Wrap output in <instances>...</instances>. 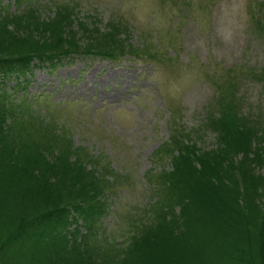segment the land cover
<instances>
[{
  "label": "rangeland",
  "instance_id": "374dc122",
  "mask_svg": "<svg viewBox=\"0 0 264 264\" xmlns=\"http://www.w3.org/2000/svg\"><path fill=\"white\" fill-rule=\"evenodd\" d=\"M26 1L17 14L30 6L37 15L0 26V35L25 31L31 47L61 44V37L62 45L76 44L84 51L119 23L123 32L118 39L131 46L117 59L72 57L53 69L38 67L8 81L9 87L25 88L15 97L7 91L15 103L29 100L34 116L65 128L71 148L85 150L82 157L100 164L88 169L105 189L104 205L100 211L92 198H80L85 221L75 232L73 252L84 248V256L106 264L104 259L130 250L145 227L163 221L156 219L166 210L157 193L168 182L157 174L172 170L171 156L161 158L178 131L189 133L198 147L213 149L216 133L205 128L209 112L230 115L228 122L236 129L235 114L264 124V35L256 26L264 23V0ZM18 122L14 126L13 119L7 121L14 129L25 123L24 117ZM251 142L248 151L236 153L235 167H227L228 158L221 168L234 173L236 187L244 179L260 176L261 182L264 177V135ZM75 156L71 153L70 160ZM34 158L23 159L37 162ZM47 158L43 161H55ZM10 169L23 173L16 165ZM43 175L54 181L53 172ZM4 176L10 183V176ZM230 179L217 186L230 185ZM6 184L0 179V186ZM67 185L72 190L82 186L55 181L59 190L66 191ZM178 210L174 208L175 215ZM233 246L238 255L242 247L246 251L242 242Z\"/></svg>",
  "mask_w": 264,
  "mask_h": 264
},
{
  "label": "trees",
  "instance_id": "16d2710c",
  "mask_svg": "<svg viewBox=\"0 0 264 264\" xmlns=\"http://www.w3.org/2000/svg\"><path fill=\"white\" fill-rule=\"evenodd\" d=\"M23 4L29 3L0 0V26L21 23L35 14V8L30 6L17 14ZM13 6L16 10L12 11ZM118 24L84 51L76 44L62 45L61 37V44L31 47L26 42L29 35H25V31L0 35V179L7 183L0 186V264L100 262L99 258L84 256V248L75 255L73 252L78 242L75 232L81 228V221H85L80 198H92L100 206V211L104 205L105 189L100 183L97 185L99 178L94 170L88 169L89 165L96 168L100 164L94 165L93 157L91 161L82 157L80 152L85 153V150L76 149L78 152H75L71 148L65 128L34 116L29 100L15 103L12 96L25 88L20 84L9 87L8 81L13 77H24L38 67L53 69L72 57L120 58L131 46L118 39L123 32ZM256 26L264 35V23L259 22ZM148 48L146 50L150 51ZM26 116L29 117L27 120ZM21 117L25 123L14 129L7 123L8 119H13L14 126L20 124ZM228 118L230 115L219 116V112L207 115L205 128L216 133L217 143L213 149L198 147L189 133L177 132L168 145L166 156L161 158L163 161L171 156L172 170L157 174L165 175V182H168L165 191L157 193L166 210L156 219L163 221L145 227L147 231L139 234L130 250L119 251L118 255L104 259L103 263L208 264L210 261L213 264H264V177L261 176V182L260 176L244 179L243 186L236 187L238 179L234 173L221 169L228 158L227 167L236 166L233 161L236 153L252 148L251 140L258 138L259 134L264 135V124L235 114L240 132L228 122ZM71 153L77 155L74 161L69 158ZM31 157L37 162L23 159ZM47 157L55 161L49 162ZM44 158L48 160L44 162ZM20 161L26 164H18ZM14 165L22 168L23 173L10 169ZM49 171L54 173V181L43 175ZM4 175L10 176L11 184ZM230 176V185L217 186ZM56 180L82 186L72 190L67 185L66 192L56 188ZM16 187L21 191L14 192ZM176 207L179 208L178 215L174 214ZM91 227L92 223L89 229ZM151 238L153 243L148 242ZM241 242L246 251L242 247L243 253L238 255L233 244Z\"/></svg>",
  "mask_w": 264,
  "mask_h": 264
}]
</instances>
